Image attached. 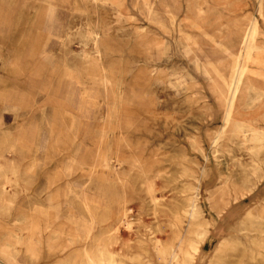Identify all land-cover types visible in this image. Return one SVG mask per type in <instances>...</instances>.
Listing matches in <instances>:
<instances>
[{
    "label": "rangeland",
    "instance_id": "obj_1",
    "mask_svg": "<svg viewBox=\"0 0 264 264\" xmlns=\"http://www.w3.org/2000/svg\"><path fill=\"white\" fill-rule=\"evenodd\" d=\"M65 1L82 9L54 24L70 37L33 58L32 41L20 43L17 59L10 42L0 43V264L7 256L13 264H103L91 259L97 241L108 258L116 242L118 257L105 264H161L166 246L159 242L186 236L179 209L204 164L202 216L215 225L192 264H209L224 229L264 196V180L258 182L263 144L251 155L248 141L238 145L228 133L216 151L208 146L220 115L204 72L235 56L247 17L258 15V0H115L117 9ZM95 27L107 32L111 48L100 56L79 37ZM154 40L162 42L160 51ZM255 58V73L264 75V49ZM13 90L24 100L5 98ZM18 126L35 132V146L25 135L16 143ZM252 135L248 130L245 137ZM239 192L244 195L233 203ZM214 202L223 207L218 215ZM247 218L241 241L218 251L212 264H264V209Z\"/></svg>",
    "mask_w": 264,
    "mask_h": 264
},
{
    "label": "bare ground",
    "instance_id": "obj_2",
    "mask_svg": "<svg viewBox=\"0 0 264 264\" xmlns=\"http://www.w3.org/2000/svg\"><path fill=\"white\" fill-rule=\"evenodd\" d=\"M1 1H4L3 4L7 6L8 4L23 6V9H25V13L28 16V27L26 29V33L31 32L32 28L35 25H38V28L40 30H50V12H47L44 7L36 6L34 0ZM99 1H102L103 3L109 0H92L93 3H98ZM150 8L152 9L153 5H150ZM262 20H264L262 0H258V15H250L247 17L245 28L242 30L241 37L239 36V42H237L238 46L235 50V56L229 60L218 61L214 65L210 66V69H205L204 71L205 73L209 74L210 79V85L208 86L207 91L214 95L215 98L213 102L215 103L217 111L220 115V125L218 126L217 130L211 135L208 142V146L213 149V151L217 150L218 145L224 138H226L228 133L234 134V137L237 139L238 145H244L248 141L250 143L249 149L251 155H255L256 149H258L259 145H264V125H261V123L263 124L264 122V75H257L255 73V67L252 65V63H255V53L259 50L264 49V45L261 42L264 38V30L260 26V22ZM143 30L144 29L142 28L141 31ZM8 33L9 30L5 27L4 23L2 22V15H0V43L5 42ZM105 33L106 31L98 30L95 27L93 30H88L82 33L79 36L81 38L80 42L85 46H89V44H91V48L93 49L92 51H94L98 56H100L102 51H106L105 45L103 43ZM156 41L157 40H154L151 43L152 47H154L157 51H160V49L163 47V44L157 43ZM0 49L1 51H4L3 47H0ZM81 52L84 54L88 53L86 47L81 50ZM197 67H199L198 62ZM226 69H228V71ZM226 71L227 76H225L226 74L224 73ZM12 97L14 98V95H12ZM201 99H204L210 104V100H207L206 95H204L203 93L201 94ZM254 101H259L258 103L260 104H254L255 106L253 107L252 103H254ZM207 107L205 104V108ZM58 113L59 112H57L56 114ZM211 113L212 105L210 104V115ZM29 130H27V132ZM248 130L254 135H252L250 138L248 137L247 139L245 135ZM204 159L206 162L208 158L205 156ZM133 161L134 163L132 164L137 165V167L140 165L141 161L137 157L133 158ZM207 171V165L204 164L200 167V172L199 176L197 177L196 185L193 187L192 191H189V196H186L184 199H182V203L180 205L179 221L181 223L179 224V227H183L186 236L180 235L174 244L172 243V241L159 242V244H163V246H166L163 247V254L159 256V259L162 261L161 264H192L193 260L199 254L200 244L201 240L203 239V236L209 229H211V227L215 225V223L212 224L213 222H211V220L208 223L205 220V217L202 216L203 209L201 207V195L199 192V186L202 184L204 185L203 181ZM239 180V187H244L246 185L244 184L246 183L245 176L239 177ZM263 180L264 175L261 174L258 178V182L261 183ZM239 193V196L232 197L233 199L231 198L233 203L238 202V198L244 195L243 192ZM212 196L213 193H210V199L212 198ZM218 197L220 198L219 200L222 202L225 199L222 197V194H220ZM88 203L89 201H85L86 205ZM216 204L218 203L214 202L211 203L210 206L212 208L216 207V214L218 215V213L223 210V207L221 205L215 206ZM150 207L154 211L153 213L156 214L158 208L155 199L152 197L150 199ZM257 208L264 209V196L262 195H259V198L255 201V203H251L250 206L246 207V209L240 212L235 217V220H233V222H231L224 229V232L226 234H222L219 240L215 243L214 248L211 251L210 257L208 259L209 264H212V261L216 260V258L218 257V251L222 250V248L227 245L236 246V242L238 243L239 241H241L239 232L242 230H248L246 227H241V223H244V221L248 219V215L251 214L253 211L257 210ZM182 223H184V225ZM191 233L194 236L188 235ZM113 242L110 245L111 248H113L110 252L109 258L105 254V249H107L106 245L99 243L98 241L95 242L92 247L93 249H96V252L92 253L91 259H96V261L98 259H101L103 264H105L107 259H110L111 261L117 259L118 252L115 251L116 242Z\"/></svg>",
    "mask_w": 264,
    "mask_h": 264
},
{
    "label": "crops",
    "instance_id": "obj_3",
    "mask_svg": "<svg viewBox=\"0 0 264 264\" xmlns=\"http://www.w3.org/2000/svg\"><path fill=\"white\" fill-rule=\"evenodd\" d=\"M4 1L0 0V15H2V22L4 23L5 27L9 30V33L7 35V38L5 39V43L10 42V51L15 59L20 58L19 54L21 53L20 49V43L24 40L27 41H32L35 45L30 47L28 50L30 58L35 57L36 55H39L41 53H44V50L48 47V45L52 41H61L67 37H70L69 32L66 31V29L57 30L56 32L54 31L53 27L56 22L64 21L63 18L66 17L68 14L76 13L78 15V10H82L79 7L76 8L75 5H70L69 2L65 0H34L36 6H41L46 9L47 12H50L51 14V19H50V30L48 31H43L38 28V25H35L31 32L26 33V29L28 27V16L25 13V9H23V6H16L12 4L4 5ZM48 2V3H47ZM95 7H100L101 5H107L110 8L114 7L117 9V2L115 0H109L107 2L99 1L98 3H94ZM10 6V7H9ZM10 9V10H9ZM88 7L83 6V11L85 13V17H87V20L91 19V16L89 14ZM151 8L150 5L148 6V12L150 13ZM2 13V14H1ZM63 27L65 25L63 24ZM144 29V28H143ZM144 31V30H143ZM106 34L104 35L103 43L105 45L106 51H111V48L109 45L106 43ZM157 43H162L160 40L156 41ZM42 45V46H40ZM4 51H1L2 53ZM35 90L34 87H30V92L28 93V97L32 98L33 91ZM6 92L9 93V95L5 96V98L9 99H14L16 101H23V96L19 94L17 90H13L14 93ZM14 95V98L12 97ZM4 98V99H5ZM2 101V99H1ZM56 112H59L57 108L55 109ZM60 113V112H59ZM70 124V122H69ZM68 127V126H67ZM69 128V127H68ZM16 140L18 143L20 136L26 137V144L28 143L30 146H35L34 141H35V132L32 131L31 129L27 132L22 126H18L16 129ZM67 135L70 134L69 132H66ZM27 144V145H28ZM6 264H13V260L11 257L7 256L5 258Z\"/></svg>",
    "mask_w": 264,
    "mask_h": 264
}]
</instances>
